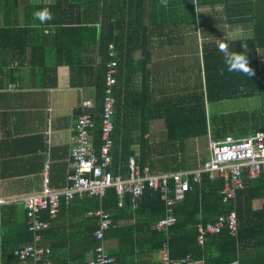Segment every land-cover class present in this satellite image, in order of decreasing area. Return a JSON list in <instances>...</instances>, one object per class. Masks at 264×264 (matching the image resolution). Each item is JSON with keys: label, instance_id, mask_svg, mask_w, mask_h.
Returning <instances> with one entry per match:
<instances>
[{"label": "trees", "instance_id": "trees-1", "mask_svg": "<svg viewBox=\"0 0 264 264\" xmlns=\"http://www.w3.org/2000/svg\"><path fill=\"white\" fill-rule=\"evenodd\" d=\"M54 2V5L33 7L34 12L48 8L53 15V20L43 24L36 19L40 26L54 24L50 28L56 26V34L64 31L69 35L82 34L87 40L90 37L95 45L99 40L103 61L97 76L94 78L91 75L97 92V106L93 111L96 126L91 131L97 154L102 146L101 115L107 88V64L113 62L117 69L116 84L112 86V96L116 101L115 148L112 152L114 175L121 173L125 177L129 159L133 156L139 167H149L155 174L184 172L185 144L188 140L207 137L208 134L213 139L230 133L235 137H245L258 130L264 131V72L259 69L258 59V51L264 49V0H168L167 7H163L160 0ZM146 15L149 24L144 21ZM96 21L100 22V32L98 26L93 24ZM84 22L82 27L80 24ZM197 25L207 33L221 31L228 26L230 29L246 28L248 33L229 40V45L239 52L242 51L241 41L247 43L249 66L255 74L247 77L229 72L216 44L208 43L201 46L202 64L197 66L193 76L186 78L181 95L177 98H156L147 70L155 43L174 39L186 29L196 31ZM110 45L114 46L113 50ZM111 51L115 53L113 58L110 57ZM135 52L141 54L140 59H133ZM127 59L129 65L125 64ZM125 69L130 71L129 74L125 73ZM135 75H142L143 88L138 93L131 91L132 77ZM248 99H259L258 107L230 116H214L207 111L208 104ZM156 119L164 123L163 137L158 140L155 137L144 138L149 123ZM123 120H130V130L140 131L139 138L133 139L121 133ZM136 143L138 156L131 149L137 146ZM119 148L123 151L119 152ZM244 183V188L237 191L235 196L237 236L223 230L207 235L203 246L196 242L197 225L212 221L233 209L231 204L222 202L220 192L224 186L223 179L210 181L207 176H202V184L196 185L193 192L186 194L175 206L177 219L167 231L154 228V223L164 216L165 207L159 195L147 188L136 208L132 207L130 196H126L120 207V199L114 188L108 189L103 199L84 196L82 200L75 201L84 204L80 212L82 219L87 212L100 207L112 212V221L119 226L108 231L106 239L109 243L116 240L117 246H109V252L119 264H162L155 256L158 257L164 243H167L173 259L190 255L204 264H232L236 259L240 264H264V206L261 210L253 209V201L264 198V174L255 180L244 179ZM73 205L74 202L70 206L61 202L54 220L46 214L43 216L51 227L40 232L42 240L39 245L51 251V264H87L97 246L93 234L98 223L91 224L93 218L83 222L75 220L74 214H70ZM9 207L12 206L0 209L2 224H7L11 230L6 232L0 229V264H33L14 258L16 250L33 245L34 235L28 229V218L27 221L16 218L14 224L4 218L5 215L9 216ZM81 222L89 223L88 230L82 231ZM249 247L256 250L252 258L244 254Z\"/></svg>", "mask_w": 264, "mask_h": 264}, {"label": "crops", "instance_id": "crops-1", "mask_svg": "<svg viewBox=\"0 0 264 264\" xmlns=\"http://www.w3.org/2000/svg\"><path fill=\"white\" fill-rule=\"evenodd\" d=\"M54 3V0H0V198L3 201L0 209L12 206L9 207V216H4L11 224L16 218L21 221L28 218L29 221L30 214L24 209L21 199L41 192L46 165H49L50 188L60 190L68 186L66 177L71 171L74 125L81 113V103L97 94L91 75L94 78L97 76L103 61L99 40L95 45L90 37L87 40L82 34L69 35L65 31L56 34V26L50 28L54 24L40 26L33 18V7ZM144 21L149 24L147 15ZM93 24L100 32V22ZM227 28L231 31L229 26ZM233 30L243 35L248 33L246 28ZM169 40L155 43L151 63L147 66L150 87L155 89L156 98L180 96L187 82L185 80L189 78L183 77V68L187 69V73H196L199 66L198 63L191 64L190 54L186 55L189 63L181 65V55L175 54L172 49L182 47V44L178 39ZM173 56H177L173 66H165L164 58L171 59ZM140 57L139 52L133 55L135 60ZM258 59L259 69L264 72L260 66L261 62L264 63V49L258 51ZM129 63L127 59L125 64ZM129 72L126 70L125 73ZM131 83V91L140 92L143 88L142 75L132 77ZM159 122L164 124L161 119L149 123L144 138L155 137L158 140L163 137L164 125H158ZM130 126V120H123L121 133L133 139L139 138L140 131L130 130ZM191 140H196L197 144L189 145L187 152L185 148V165L189 171L199 169L208 156L206 136L188 142ZM136 145L131 149L138 156L139 147ZM122 151L119 148V152ZM75 199L68 205L74 202L70 214H74L75 220L83 222L93 218L91 224L98 223V219L88 216V212L85 218L80 217L84 204L80 205ZM263 206L264 198L253 201L254 210H261ZM45 214L48 215L44 213L42 217ZM88 225L82 224V231L88 230ZM0 229L11 231L1 220ZM39 244L37 246L40 247ZM109 246L116 247V240ZM244 254L252 258L256 250L249 247ZM155 257L158 259L157 255Z\"/></svg>", "mask_w": 264, "mask_h": 264}, {"label": "built area", "instance_id": "built-area-1", "mask_svg": "<svg viewBox=\"0 0 264 264\" xmlns=\"http://www.w3.org/2000/svg\"><path fill=\"white\" fill-rule=\"evenodd\" d=\"M114 46L110 45L113 50ZM115 56L114 51L110 57ZM117 69L112 62L107 64L106 91L101 115L102 146L99 154L94 149L93 129L96 126L94 110L97 106L95 97L81 103V113L77 116L73 129V142L70 150L71 171L66 177L68 186L56 190L48 185L49 165L43 172V188L40 193L28 195L21 199L24 209L29 212V231L34 235V244L16 250L15 258L20 262L28 260L34 264H51L50 250L37 246L41 242L40 232L51 227L49 221L42 215L47 213L54 220L59 212L60 203L68 206L75 198L97 197L103 199L107 190L114 188L119 196V206L122 207L126 196H130L133 208L138 206L139 199L145 189L158 194L163 202L164 216L154 223V228L167 231L168 227L176 222L175 206L180 203L186 194L193 192L196 185L202 184V176L208 180H224L221 190L222 202L231 204L233 209L212 221L197 225L196 242L203 246L205 238L210 234H218L227 230L230 235L238 234V217L235 211L236 192L245 186L244 179L255 180L264 174V131L258 130L245 137H235L226 134L220 139H213L208 135V156L197 170L177 173L155 174L149 167H139L136 157L128 162V174L114 175L112 172L115 148L113 135L115 133V98L112 96V86L116 84ZM10 88L12 85L9 86ZM3 201L0 198V204ZM88 216L98 219V227L94 231L97 246L91 252L87 264H119L116 257L109 252V242L106 233L118 227L112 221V215L102 207L88 212ZM162 264H203L194 260L190 255L182 259H173L169 255L168 245L164 243L158 253ZM233 264H240L238 260Z\"/></svg>", "mask_w": 264, "mask_h": 264}, {"label": "rangeland", "instance_id": "rangeland-1", "mask_svg": "<svg viewBox=\"0 0 264 264\" xmlns=\"http://www.w3.org/2000/svg\"><path fill=\"white\" fill-rule=\"evenodd\" d=\"M222 25V24H221ZM196 28V31L191 29H186L182 31V33L174 38V40L178 39L179 42H181L182 47H177L172 49V51H175V54L178 53L181 55V65H187L186 63H189V58H186V55H189L191 60L190 62H193L191 64L198 63V65L202 64V55H201V46L207 43H215L216 38H223V36L230 37L231 39L241 38L243 36L242 33L236 32L233 29H229L226 27L224 30L216 31L213 33L210 32H204L199 25ZM181 37V38H180ZM216 44V43H215ZM170 51V50H169ZM173 54V55H175ZM177 56H173L171 59L164 58V61L168 66L171 67L174 64V60ZM178 62V61H177ZM261 68H264V63H260ZM187 68V67H186ZM187 69L183 68V77H191L194 72H185ZM259 105V99H248V100H236V101H226L221 103H215V104H208V113L214 114V116H230L231 114H238L241 110H252L253 108L258 107ZM158 125L162 126V123L159 122ZM231 134V133H230ZM191 144H197L196 140H191V142H187L185 144L186 152L189 150V145ZM207 144V140H206ZM156 145V143H155Z\"/></svg>", "mask_w": 264, "mask_h": 264}, {"label": "clouds", "instance_id": "clouds-1", "mask_svg": "<svg viewBox=\"0 0 264 264\" xmlns=\"http://www.w3.org/2000/svg\"><path fill=\"white\" fill-rule=\"evenodd\" d=\"M160 4L163 7L168 6V0H160ZM33 18L39 20L42 24L53 20V15L48 8L37 10L33 13ZM230 37L223 36V38H216V46L218 51L222 54L223 63L229 72L240 73L247 77L253 76L254 70L249 66L248 60V45L246 42L241 41L242 51H235L230 48L229 45ZM209 135V134H208ZM207 135V138H208ZM208 143V139H207ZM29 222V221H28ZM29 229V228H28ZM49 249V248H47ZM20 250V249H18ZM15 253V252H14ZM51 253V251H50ZM51 256V254H50ZM15 258V256H14ZM17 259V258H15ZM18 260V259H17ZM19 261V260H18ZM32 262L31 260H28ZM26 261V262H28ZM34 264V263H33Z\"/></svg>", "mask_w": 264, "mask_h": 264}]
</instances>
